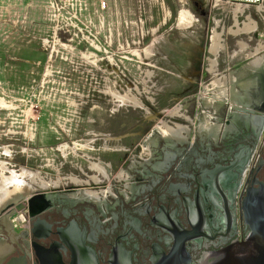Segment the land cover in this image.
Returning <instances> with one entry per match:
<instances>
[{
    "label": "rangeland",
    "instance_id": "rangeland-1",
    "mask_svg": "<svg viewBox=\"0 0 264 264\" xmlns=\"http://www.w3.org/2000/svg\"><path fill=\"white\" fill-rule=\"evenodd\" d=\"M107 2L101 11L96 0H0V161L9 169L60 179V189L77 186L73 178L99 182L95 163L104 172L110 166L119 180L125 164L150 153L152 133L169 137L164 121L183 125L184 117H171L170 110L189 104V116L182 113L198 121L196 132L200 118L212 115L203 98L213 82L215 31L230 51L240 42L254 49L259 43L248 42L249 32L233 33L248 28L251 16L259 21L257 10L216 9L213 0ZM183 15L190 26L180 25ZM214 20L224 26L216 28ZM110 35L121 36L122 63L104 53ZM115 61L124 72L122 87L103 89L105 78L116 77ZM240 92L248 98L246 87ZM113 94L136 97L143 107Z\"/></svg>",
    "mask_w": 264,
    "mask_h": 264
},
{
    "label": "flooded vegetation",
    "instance_id": "flooded-vegetation-1",
    "mask_svg": "<svg viewBox=\"0 0 264 264\" xmlns=\"http://www.w3.org/2000/svg\"><path fill=\"white\" fill-rule=\"evenodd\" d=\"M241 57L219 58L218 70L240 76V91L250 85L251 108L217 101L216 132L152 133L150 153L125 164L119 180L105 164L99 182L50 191L49 208L28 214L26 226L13 225L17 212L0 219V264H200L243 241V200L264 186V61L252 67L255 58Z\"/></svg>",
    "mask_w": 264,
    "mask_h": 264
},
{
    "label": "bare ground",
    "instance_id": "bare-ground-1",
    "mask_svg": "<svg viewBox=\"0 0 264 264\" xmlns=\"http://www.w3.org/2000/svg\"><path fill=\"white\" fill-rule=\"evenodd\" d=\"M237 23V21H236ZM181 26H190L189 20L183 15L181 18ZM248 27V26H247ZM250 28H242L238 29L237 31H234L233 33L240 34L243 32H248ZM234 30V29H233ZM211 48H210V53H212V56L217 57L218 52L220 51L221 48L224 47V45L221 43V36L218 32H214V35L212 36L211 39ZM240 47L243 50L246 45L242 42H240ZM243 52V51H242ZM238 53V52H237ZM250 55H248L249 58ZM255 57V56H254ZM211 59L210 60V68L209 72L213 74V82L209 85L206 86L204 89V98L203 102L205 107H210L212 104H214L217 101H223L226 100L232 108L238 111H244L246 109L251 108L253 105H246L245 104V99L246 97L241 94V92L237 89L236 84H237V78L233 73L230 74H218L216 73V59ZM261 58H255L251 62L252 67H258L260 66ZM262 66V65H261ZM256 69V68H255ZM254 69V70H255ZM254 72V71H253ZM241 87H246L247 90V96L250 94V85L245 84L242 85ZM257 88V87H256ZM118 101L122 102H127L130 104H133L136 107H143V103L136 97H128V96H121L118 94H113ZM263 103V102H262ZM261 106V105H260ZM182 108L184 107H177L174 110H170V116L171 117H184L187 119L189 122H193V120L186 116L184 113H182ZM243 113V112H242ZM210 114H204V117L200 118L199 122V131L200 132H216L214 127L210 126ZM153 118V117H151ZM163 127L165 128V134H169V137L172 138H183L182 133L184 132H189V128L185 127L181 124L176 125V128L169 125L165 121L163 122ZM221 129V128H220ZM161 133V132H160ZM186 139V138H185ZM10 152L6 150V154L8 155ZM0 167H2L3 170H6L10 172V176H4L2 181H0V210L5 207V205L15 196L19 194H34L37 192H50L57 190V188L60 187L61 180L56 179V180H46L41 176V173L39 171H31L28 169H22L21 172H16L11 169H8L5 166L4 162H0ZM93 167L97 169L99 172H101L104 176L106 175V172L103 171V168L101 164H93ZM5 171V172H6ZM5 174V173H4ZM74 182L79 185H84L85 182L80 181L79 179L73 178ZM96 180V179H95ZM91 193V192H89ZM50 197V196H49ZM98 202V201H97ZM25 217L21 216L19 218V221H24Z\"/></svg>",
    "mask_w": 264,
    "mask_h": 264
},
{
    "label": "water",
    "instance_id": "water-1",
    "mask_svg": "<svg viewBox=\"0 0 264 264\" xmlns=\"http://www.w3.org/2000/svg\"><path fill=\"white\" fill-rule=\"evenodd\" d=\"M259 83L263 88L264 74L259 75ZM48 194L37 192L15 196L0 210V219L9 222V217L23 210L25 205L31 218L39 216L50 206ZM242 210L248 228L246 238L206 254L200 264H264V186L246 193Z\"/></svg>",
    "mask_w": 264,
    "mask_h": 264
},
{
    "label": "built area",
    "instance_id": "built-area-1",
    "mask_svg": "<svg viewBox=\"0 0 264 264\" xmlns=\"http://www.w3.org/2000/svg\"><path fill=\"white\" fill-rule=\"evenodd\" d=\"M98 3V7L101 11H105L108 7V2L107 0H96ZM220 5L224 6L227 5L228 7L231 6L230 8H237L238 11L240 12H244L246 10H257L260 13V20L257 21L255 20L252 16L249 19H246L245 22L247 23V26L249 29V34H247V36L250 37L249 41H252L253 39H257V41L259 42L256 49L258 47L264 46V0H213V7H215L216 9L220 8ZM241 14V13H240ZM221 21V20H219ZM235 23V20H234ZM73 25H75V23H73ZM246 25V24H245ZM234 26V25H233ZM105 43L107 44L106 48H105V55L112 58V59H119L120 63H122V58H123V42L121 39V36L118 35L116 38H113V36H105L104 37ZM222 43L224 44L226 42V38H222ZM227 44V43H226ZM114 45L115 51H109V48H112ZM249 46V45H247ZM254 49V50H256ZM224 52V50H222ZM264 54V53H262ZM261 54V55H262ZM112 64V63H111ZM115 74L116 77L114 79V81L109 80L108 78H105L103 80V89H109L114 87L115 89H120L122 87V83H123V69L120 65L117 64V62L115 61ZM104 72V71H103ZM100 177V175H99ZM92 180V179H91ZM28 215V211L26 210H22L19 211L14 217H12L11 221L13 223V225H18L21 224L22 227L26 226V223H24V221L22 223L19 222V218L21 216H24L26 218V216Z\"/></svg>",
    "mask_w": 264,
    "mask_h": 264
},
{
    "label": "crops",
    "instance_id": "crops-1",
    "mask_svg": "<svg viewBox=\"0 0 264 264\" xmlns=\"http://www.w3.org/2000/svg\"><path fill=\"white\" fill-rule=\"evenodd\" d=\"M223 23V22H222ZM213 25H215V27L216 28H220V27H223V26H221V21H219V20H214L213 21ZM218 29H217V31H218ZM213 31H214V29H212ZM221 37L222 38H224V34H221ZM221 38V39H222ZM221 43H222V40H221ZM223 44V43H222ZM224 46H225V49H223L224 50V52L221 50L220 52H218V55H217V57L215 58L216 59V66H215V69H216V73H218V74H230L232 71H231V68L230 67H226V69L224 70V71H220V70H218V60H219V58H228V56H230V55H232V56H235V55H237L238 57L240 56V55H243V57H241V58H239V60H241V59H244V58H248V55H250L249 56V58L251 59V58H261V59H263V60H261V62H260V65L262 64V62L264 61V54H262V53H264V46H261V47H258L256 50H250V49H248V46L246 45V47L242 50L241 49V47H239V49H238V51H236V48H234L235 50H233V49H231V50H233V51H229V48H228V46L226 45V42L223 44ZM243 51V52H242ZM238 52V53H237ZM240 54V55H239ZM262 54V55H261ZM211 55L209 54V52H208V57H207V60L209 61V57H210ZM255 56V57H254ZM208 61H207V63H208ZM208 65H209V63L207 64V68L205 69V70H207L208 71ZM228 68V69H227ZM189 104H185V105H183V107H184V109H183V111H184V113H186L188 116H189V106H188ZM213 106V104L210 106V107H212ZM191 118H192V116H190ZM210 117V119H211V116H209ZM193 119V118H192ZM194 120V119H193ZM196 120H194L193 122H189V121H187V120H185L184 118H183V126H185V127H188L189 128V132H184L183 133V139H185V138H187V137H190L191 135L192 136H194L195 137V135H197V134H199V132L200 131H197L196 132V126H197V123H198V121H196ZM212 120H210V126L212 127ZM193 128H195V131L193 130ZM5 153V155L6 156H8L7 154H6V151L4 152ZM4 158H7L6 160H9V158L8 157H4ZM11 160H13V159H11ZM10 160V162H12ZM0 162H2V161H0ZM5 163V166L9 169V167H8V164L6 163V162H4ZM11 166L13 167V168H15V169H18L19 168V166H21V165H19L18 167H15V166H13V164L11 163ZM22 169V168H21ZM0 170H1V172H0V181H2V179H3V177L5 176H8V175H11L10 174V172H8V171H6V170H3L2 169V167H0ZM6 171V172H5ZM5 173V174H4Z\"/></svg>",
    "mask_w": 264,
    "mask_h": 264
}]
</instances>
